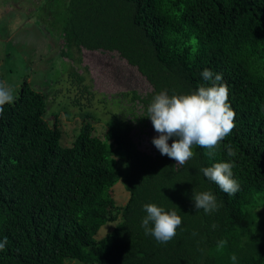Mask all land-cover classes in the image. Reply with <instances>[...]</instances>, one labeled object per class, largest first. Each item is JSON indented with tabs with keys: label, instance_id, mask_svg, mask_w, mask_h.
Segmentation results:
<instances>
[{
	"label": "trees",
	"instance_id": "1",
	"mask_svg": "<svg viewBox=\"0 0 264 264\" xmlns=\"http://www.w3.org/2000/svg\"><path fill=\"white\" fill-rule=\"evenodd\" d=\"M59 8L61 55L80 92L75 104L82 107L80 95L88 93L91 101L95 92L78 69L83 59L76 49L117 54L149 89L115 95L128 103L111 111L104 138L93 133L97 118L86 113L90 120L65 146L58 114L53 124L45 118L48 92L23 81L0 116V241L8 240L0 264H66L67 258L84 264H232V254L237 264H264L258 220L264 207V0H62ZM206 68L222 74L236 114L220 149L209 156L197 147L183 167L156 147L141 149L134 131L151 120L146 115L153 97L210 86L201 75ZM228 146L235 157L227 155ZM217 162H234L235 195L200 171ZM120 164L126 168L122 178ZM120 179L130 193L122 220L98 239L111 221L112 190ZM194 190L212 192L222 206L211 214L197 210ZM147 203L182 217L170 242L145 235ZM222 239L227 244L218 252Z\"/></svg>",
	"mask_w": 264,
	"mask_h": 264
},
{
	"label": "rangeland",
	"instance_id": "2",
	"mask_svg": "<svg viewBox=\"0 0 264 264\" xmlns=\"http://www.w3.org/2000/svg\"><path fill=\"white\" fill-rule=\"evenodd\" d=\"M62 0H0V59L1 72L6 86L12 89L16 98L25 79L37 89L48 92V110L45 118L50 124L58 114L62 130L61 143L73 144L84 124L86 113L93 114V133L104 138L106 121L111 111L122 110L128 101L116 96L123 90L135 88L139 92L149 89L148 82L136 69L115 53L75 50L82 56L80 73L86 75V83L95 91L91 101L81 98L82 107L74 103L79 92L78 84L70 76L71 63L61 55L59 30L61 13L58 11ZM108 95V98L105 97ZM112 97V98H110ZM110 98V99H109ZM116 98V100H114ZM90 102V103H89ZM159 134L151 120L141 122L134 131V137L141 149L151 151L155 146L152 138ZM169 142V141H168ZM126 168L119 166L122 178ZM112 195L116 204L111 221L104 224L96 238L107 235L122 220L121 209L127 203L130 193L122 180L113 187ZM261 231L264 232V207L258 210ZM66 264H84L67 258Z\"/></svg>",
	"mask_w": 264,
	"mask_h": 264
},
{
	"label": "clouds",
	"instance_id": "3",
	"mask_svg": "<svg viewBox=\"0 0 264 264\" xmlns=\"http://www.w3.org/2000/svg\"><path fill=\"white\" fill-rule=\"evenodd\" d=\"M201 75L205 81L211 82L210 86L202 84L190 94L169 95L160 92L147 107L146 117L151 119L154 130L159 134L152 138V143L161 155L175 160V165L181 167L195 157L194 149L197 147L205 148L209 156L214 155L235 127L236 114L228 102L229 90L222 83V74L214 75L206 68ZM14 100L12 89L0 82V116L4 113V106L12 104ZM173 137L175 139L169 145L168 141ZM227 155L235 157L236 152L228 146ZM233 168L234 162H217L200 171L224 193L233 196L240 188L238 181L233 178ZM192 199L195 208L202 209L205 214L216 212L222 206L210 191L194 190ZM143 209L146 214L142 218L141 227L145 235H151L161 244L175 238L178 227L183 223L182 217L175 210L166 211L155 203L144 204ZM7 242V237L0 241V251L5 250ZM226 244L227 240L218 241L217 251H222ZM230 260L232 264H237L235 254L231 255Z\"/></svg>",
	"mask_w": 264,
	"mask_h": 264
}]
</instances>
